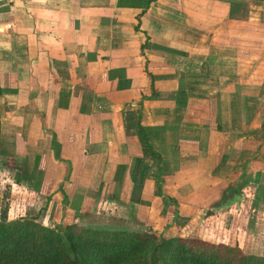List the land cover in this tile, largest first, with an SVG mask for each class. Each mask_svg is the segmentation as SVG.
Segmentation results:
<instances>
[{
  "label": "crops",
  "instance_id": "crops-1",
  "mask_svg": "<svg viewBox=\"0 0 264 264\" xmlns=\"http://www.w3.org/2000/svg\"><path fill=\"white\" fill-rule=\"evenodd\" d=\"M254 8L156 0L139 18L118 0H0V176L16 214L30 197L51 227L173 237L231 185L263 207L264 81H241L264 77Z\"/></svg>",
  "mask_w": 264,
  "mask_h": 264
},
{
  "label": "trees",
  "instance_id": "trees-1",
  "mask_svg": "<svg viewBox=\"0 0 264 264\" xmlns=\"http://www.w3.org/2000/svg\"><path fill=\"white\" fill-rule=\"evenodd\" d=\"M155 1L118 0V6L141 8L140 18ZM224 1L230 5L231 18L245 13L247 0ZM222 193L223 204L227 193L233 197L243 188L231 185ZM0 264H264V256L247 254L238 244L196 236L165 237L144 229L80 223L51 227L34 216L9 219L5 204L0 216Z\"/></svg>",
  "mask_w": 264,
  "mask_h": 264
},
{
  "label": "rangeland",
  "instance_id": "rangeland-1",
  "mask_svg": "<svg viewBox=\"0 0 264 264\" xmlns=\"http://www.w3.org/2000/svg\"><path fill=\"white\" fill-rule=\"evenodd\" d=\"M254 5H261V10H263L264 0H248L247 5L244 4L245 13L241 16V19H247L250 16L251 10L256 12ZM262 66H264V63ZM258 74L262 76L260 71ZM260 76L243 78L241 81L243 83H261V81H264L262 80L264 77L262 76L261 79ZM262 129L264 130V124ZM245 180L246 179L243 178L240 179L241 182L246 184ZM5 181L6 180L0 176V207L2 208L0 216L5 204H9L8 218L16 219L19 218L20 212H17L16 214V211L18 210L20 203L16 200V193L12 192V189L8 187L9 184ZM238 181L236 183H238ZM239 184L243 185L242 183ZM262 188H264V184L262 185ZM259 192V190L255 192L254 190L249 189L247 194L248 196L250 195V200L248 199L249 197H246L247 201L244 199L245 194H236L232 197L230 193H227L226 204L215 206V208L212 207V209L214 208L212 211L211 209H207L208 206L205 207L203 213H201V217L197 218V221L194 220L191 222V220L194 219L192 217H187V220H179L178 224L180 225V229L178 230L187 236H200L211 242H224L233 246L238 244L247 254L264 256V210L259 208L260 206L256 207V196ZM220 198L222 199L221 195ZM20 200L24 203L23 208L25 214H27L26 216H32L31 214L33 212L31 206L34 204L33 199L30 197H22ZM241 203L244 205L241 206ZM188 211H190V209H188ZM193 211L194 209H192V212ZM208 211H210V213ZM212 215L214 217H211ZM103 220H108L109 223H112L110 218H104ZM101 221L98 223H101Z\"/></svg>",
  "mask_w": 264,
  "mask_h": 264
},
{
  "label": "built area",
  "instance_id": "built-area-1",
  "mask_svg": "<svg viewBox=\"0 0 264 264\" xmlns=\"http://www.w3.org/2000/svg\"><path fill=\"white\" fill-rule=\"evenodd\" d=\"M0 131H1V122H0ZM2 210V208L0 207V211Z\"/></svg>",
  "mask_w": 264,
  "mask_h": 264
}]
</instances>
